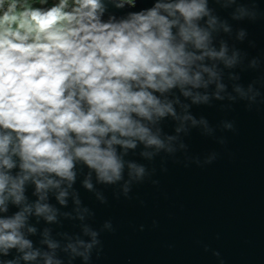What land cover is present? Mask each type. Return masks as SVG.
<instances>
[{
    "label": "clouds",
    "instance_id": "1",
    "mask_svg": "<svg viewBox=\"0 0 264 264\" xmlns=\"http://www.w3.org/2000/svg\"><path fill=\"white\" fill-rule=\"evenodd\" d=\"M260 21L261 0H0V264H94L116 228L81 189L106 205L158 185V157L216 161L187 138L223 146L236 122L194 109L264 106Z\"/></svg>",
    "mask_w": 264,
    "mask_h": 264
},
{
    "label": "water",
    "instance_id": "2",
    "mask_svg": "<svg viewBox=\"0 0 264 264\" xmlns=\"http://www.w3.org/2000/svg\"><path fill=\"white\" fill-rule=\"evenodd\" d=\"M246 26L256 42L248 51L255 55L264 50V21ZM254 76L246 72L242 80ZM194 111L213 124L224 118L236 122L235 132L223 133V146L196 130L187 138L193 155L219 152L212 164L185 167L168 159L165 172L158 157L153 177L158 185H135L131 199H116L106 188V205L81 189L95 210L96 225L111 219L116 228L102 234L104 250L94 264H216L200 242L220 250L226 264H264V106L250 111L238 103L228 112L208 106Z\"/></svg>",
    "mask_w": 264,
    "mask_h": 264
}]
</instances>
